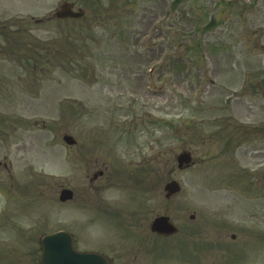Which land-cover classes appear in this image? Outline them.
Returning <instances> with one entry per match:
<instances>
[{"label":"rangeland","instance_id":"374dc122","mask_svg":"<svg viewBox=\"0 0 264 264\" xmlns=\"http://www.w3.org/2000/svg\"><path fill=\"white\" fill-rule=\"evenodd\" d=\"M1 1L0 23L23 30L8 37L22 52L0 61V264H39L41 238L61 229L111 253L124 247L114 225L138 226L137 215L179 227L153 264H264V0ZM65 1L85 16L58 19ZM131 92L149 93L137 133ZM99 136L110 177L90 191L80 140ZM184 150L194 163L180 170ZM170 180L182 189L167 199ZM66 186L78 199L63 204ZM101 199L130 210L104 223Z\"/></svg>","mask_w":264,"mask_h":264},{"label":"flooded vegetation","instance_id":"af4514ba","mask_svg":"<svg viewBox=\"0 0 264 264\" xmlns=\"http://www.w3.org/2000/svg\"><path fill=\"white\" fill-rule=\"evenodd\" d=\"M3 1L0 2L2 5ZM6 9H2L0 12V15H2L5 12ZM16 29V34L22 33L23 30V21L18 20L16 23H0V37L3 39V36L5 39L1 40L4 41L3 43L0 41V54H3L0 56V61H6L7 55L10 53L12 56L16 54H20L22 52V45L20 44V41L18 38L16 39V42L13 43V40L8 37H13L12 28ZM15 41V39H14ZM122 94L125 93L121 92ZM129 99V107L131 109L132 115L129 118L128 122L130 125L129 132H136L138 131V123L142 125L147 120L144 119L140 114L134 113V107L141 99L149 98V93H143L142 95H137L136 92H131ZM130 141V140H129ZM103 145V141H101ZM81 146L83 149H81L80 153V159L82 168L85 170V179H88V186L89 190L96 191L99 190L100 185L98 182V179H103L104 177H110V163L103 159V155L98 154L99 150V140L93 139L92 146L89 145V141L84 143L81 141ZM109 146V144H107ZM95 148V149H92ZM106 153H111L110 151H105ZM121 153L126 154L127 156H130L129 149H123ZM124 157V155L122 156ZM117 167L120 165H123L125 162L121 159H117L115 161ZM97 183V184H96ZM96 184V185H95ZM95 185V186H94ZM75 199V198H74ZM108 200L107 198H105ZM67 203V202H66ZM145 205L146 202H143ZM121 204V203H120ZM97 215L96 219L99 220H105L104 223L109 221L108 219H113L119 214H115L117 211V206H113L114 204H111L109 202L104 201L101 199L99 203L97 204ZM122 205V204H121ZM113 206V208L111 207ZM123 207L125 205H122ZM138 206V205H137ZM119 207V203H118ZM120 207L123 211L130 210V204L126 207ZM148 206H144L141 213L146 210ZM137 210V209H136ZM105 212V214L103 213ZM130 214V213H129ZM139 214V213H138ZM93 215V214H92ZM127 215H125L126 217ZM110 217V218H109ZM136 217V216H131ZM144 215H137V221L139 222L138 226H135L130 219L127 220V224L124 225H114L115 223H111L114 225V228L118 231V239L123 242L124 247L119 249L116 247H113V252H115V255H113V252L108 253L106 251V247L103 242L98 241L90 242L88 245L84 247L85 250L88 251H97L103 254H106L112 264H152L153 260L155 259V253L158 252L163 244L166 243L168 238H173V236L179 235V230L176 233H173V235L167 236V235H161L159 233L153 232L151 230V226L153 223V220L157 217H153V219H145ZM108 218V219H105ZM124 219L120 220L118 223L123 221ZM149 230V231H148ZM91 240V238L87 239V241ZM98 245H96V244ZM107 246V245H106ZM131 258V263H129L127 260Z\"/></svg>","mask_w":264,"mask_h":264},{"label":"water","instance_id":"95a60500","mask_svg":"<svg viewBox=\"0 0 264 264\" xmlns=\"http://www.w3.org/2000/svg\"><path fill=\"white\" fill-rule=\"evenodd\" d=\"M71 7V4H64L62 6V9L57 13V16L79 17L80 14L74 12ZM66 139L69 140L67 137ZM190 161V153H183L179 156L180 167H182L184 163H186L187 165L190 164ZM168 189L170 192H173L178 190L179 187L175 182H173L168 186ZM154 229L162 232H170L174 230L171 224H165V219H158L154 225ZM62 239H64V233H58L57 235L47 236L44 238V252L42 256V262L44 264H64L65 258H68L69 264H81V262L76 261V259L80 261L84 257V255L72 252L70 256L66 257L64 248L62 247L64 243Z\"/></svg>","mask_w":264,"mask_h":264}]
</instances>
